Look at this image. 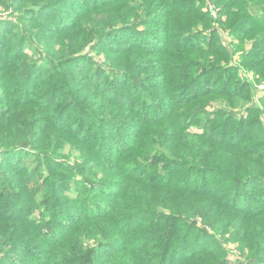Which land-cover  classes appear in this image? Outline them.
<instances>
[{"label": "trees", "instance_id": "obj_1", "mask_svg": "<svg viewBox=\"0 0 264 264\" xmlns=\"http://www.w3.org/2000/svg\"><path fill=\"white\" fill-rule=\"evenodd\" d=\"M63 1L0 0V17L9 9L34 13ZM249 1L264 3L237 0L238 5L233 3L236 11L223 9L220 15H232L236 29L252 23L248 32L263 31L260 16L264 10L258 17L251 18L248 11L242 15L239 7ZM122 2L127 9L118 12ZM129 3L94 0L90 5L83 4V14L69 27L59 30L44 19L34 22L49 32L53 29L56 57L46 60L44 74L32 59H26L28 62H22L19 75L10 77L11 81L20 79L22 89L29 90V94L12 104L6 113L10 117L24 114L26 122L21 118L23 125L19 129L8 127L0 134V153L27 149L38 170L16 164L14 168L21 173L19 178H13L8 173L11 165L0 167V197L9 198L11 203L27 198L29 191L40 188V184L31 183L41 181L50 189L42 203L54 209L55 216L67 214L69 218L67 230L60 234L54 231L56 219L45 222L35 235L37 240L25 235L35 232L34 222L16 221L17 217L9 218L13 222L3 221L0 264H21L20 260L27 264L44 244L48 246L44 264H264V138L259 137L264 134L262 125L255 129L251 123L240 124L227 139L224 130L215 135L206 130L193 131L190 123L202 111L190 102L198 96H193L192 101L181 98L187 90L194 89L204 74L220 70L219 65L207 64L205 56L202 60L195 56L204 50L214 52L210 49L212 43L204 48L201 42L209 39L205 31L211 27L210 17L199 13L189 0H154V7L162 6L168 19L172 15L194 16L192 26L177 27L181 37L174 47L182 50L180 55L172 51L174 43L167 41L165 27L161 32L166 37L162 41L164 51L159 57L152 55L148 41L133 40L119 49L112 43L120 59L109 63L111 77L104 69L83 72L75 65L83 48L115 38L127 20L136 19L134 29L149 20V6L139 1ZM14 27L13 24L9 29L10 34ZM27 30H19L21 45L14 57H0L15 68V61L27 55L23 47L29 48L32 43L29 33L40 37L36 28ZM69 32L73 33L70 39ZM252 39L256 47L249 55L258 49L264 56V50L259 48L264 35ZM38 50V46L34 48L35 52ZM188 51L194 57L190 58ZM221 51L228 56L227 47ZM175 68L192 72L187 85L176 83L179 77L170 72ZM140 70L145 77L137 75ZM37 73L40 79L34 83ZM151 79L157 83H149ZM169 81L172 88L166 92ZM217 83L215 78L208 88L218 84L225 87L229 80L222 78ZM156 86L160 88L156 93L150 91ZM232 91L241 96L237 86L224 88L218 94L228 95ZM169 99L174 100V109H167ZM33 105L37 107V116L29 118L31 115L26 112ZM72 108L86 110L89 123L82 127L80 119L78 125L64 122L63 115ZM39 116L36 121L34 118ZM44 125L52 127L37 136V129ZM66 143L78 153V163L70 166L60 159ZM94 166H100L102 181L92 178L97 174L91 171ZM73 169L80 173L73 179L75 186L79 184L74 195L69 193L70 184L56 174L62 170L68 174ZM94 187H99L100 195L93 194ZM62 198L77 206L64 204ZM102 198L106 200L100 201ZM4 203L0 200V205ZM90 240L92 243H88ZM231 243L237 247L233 261L229 260L231 251L227 247Z\"/></svg>", "mask_w": 264, "mask_h": 264}, {"label": "rangeland", "instance_id": "obj_2", "mask_svg": "<svg viewBox=\"0 0 264 264\" xmlns=\"http://www.w3.org/2000/svg\"><path fill=\"white\" fill-rule=\"evenodd\" d=\"M94 0H64L63 2H59L58 5L52 6L47 9L36 10V12L23 11L22 9L12 12L10 9L7 12H3L0 17L3 19L0 22V57H14L17 49L20 47L19 33L22 31L19 30H27V28L34 27L40 33V37L34 35V33H29L30 41L32 42L29 45V48L26 46L23 47L25 57L21 58L18 61H15L17 67L10 66L6 62V59H0V134L7 130L8 127L19 129L23 122L21 118H25L24 114L20 116H8L7 109L11 107L15 102H20L27 94H29V90H23L22 83L20 79L18 80H9L11 76L14 74L19 75V68L22 67V62H28L26 59H32V63L41 69L42 74H44L43 70L46 66V60L52 59L56 57L55 51L57 49V45L53 44V40L55 39V33L53 29L67 28L69 27L76 19L77 16L82 15L84 12V5H90ZM106 3H112L114 0H103ZM123 1H139L142 4L149 6V20L140 24L136 29L132 28L133 25L137 24L136 19L133 21L127 20L123 25V27L119 28L116 33L115 38L109 39L107 42H103L95 45L94 47L83 48L78 55H80V59H78L75 63L77 68L82 70L83 72H89L91 70L102 71L103 69L106 71L108 77H111L110 73V62L113 60H118L120 57L117 54L114 48L112 47V43L114 47L122 48L127 47V43H132L133 40H136L138 43L148 41L149 46L152 51V55L157 56L160 55L163 50L162 41L166 38L163 34H161L162 29L167 27V41L174 43L172 46V51H175L176 56L182 53L179 47H174L177 45L178 39L181 37L180 29L177 27H189L194 23V16L189 14L188 16L176 17L175 15L170 16L168 19V13L164 10L162 6L154 7V0H123ZM190 5L192 7L197 8L199 13L202 15L210 17L211 27L205 31V35L209 37L208 40L201 41L204 45V48L208 43H212L210 49L212 51H200L197 52L195 56H200L199 60H202L203 56L207 59V64L212 63L215 65H219L220 70L217 72L209 71L204 74L201 79H199L194 84V89L187 90L185 94H183V98H189L192 101V97L198 96L196 99H193V103L190 102L192 106H195L202 111L197 119L194 122L190 123V130L202 132L203 130L207 132H213L215 135L217 132L224 130L225 139L229 138V136L234 133L236 128L240 124L251 123L255 129H258V126L262 125V130L264 131V56L260 54L258 49L252 50V55H249L252 48L254 46V38L252 37H261L264 35L263 31H249L251 24H245L241 29H236L233 27V24H236V20L230 16H221L220 12L225 9H231L233 12L236 11V8L233 7V3H236L237 0H189ZM229 2L228 5H225V2ZM129 3V5H130ZM153 3V5H152ZM122 7L118 9V12H124L127 9L125 2H122ZM236 5H238L236 3ZM242 15L245 14L246 11L249 12L250 17H258L264 9V3L262 2H251L249 1L246 6H241ZM140 16L142 15L139 12ZM80 18V17H79ZM83 18V17H81ZM36 19H44L47 22L54 23L52 25L53 29H50V32L45 29V27L41 24L34 23ZM188 19V23L185 22ZM169 20H173L171 22ZM260 20L264 24V13L260 16ZM42 21V20H41ZM136 22V23H134ZM15 25L13 28V34L9 33V29L12 25ZM201 26L203 24H200ZM237 25V24H236ZM195 28L193 31H196ZM28 31V30H27ZM73 35L72 32H69V39ZM44 42L46 45H42L41 42ZM6 45V46H4ZM39 47L37 52L34 51L35 47ZM32 47V48H30ZM223 47L228 48V56L225 55L221 49ZM166 48V47H165ZM261 50H264V43L259 46ZM119 49V48H118ZM190 50V49H188ZM222 52V53H221ZM264 53V52H263ZM49 57H46L48 56ZM188 55L190 58L194 57L193 52L188 51ZM118 57L117 59H114ZM159 57V56H157ZM177 63V58H174ZM33 65V64H32ZM35 68V69H36ZM191 71V70H190ZM177 77L179 80H176L177 84H186L188 82L187 77H191L192 72H189L186 68H175L170 71ZM139 77H145V72L140 70L136 72ZM39 73L36 74V77H33V82H37L38 78L40 79ZM217 78V82L219 83L222 78H226L229 80V83L224 87L221 84L216 85L212 89H209V82L213 81ZM120 79V78H118ZM146 81V80H145ZM149 83H157L154 82L153 79L148 80ZM159 81V80H158ZM172 82H168L167 86L164 90L169 91L172 86ZM175 83V82H174ZM127 86V84H124ZM176 85V84H175ZM187 85V84H186ZM234 86L239 87L241 91V96L234 95L233 91L228 95L218 94L222 89H233ZM159 86L155 88H151L150 91H155V93L159 90ZM204 89V90H203ZM145 91V89H144ZM190 91V92H189ZM204 94L203 96H201ZM162 101H165L167 98H162ZM199 99V100H198ZM197 100V101H196ZM169 104L166 105L167 109H174L173 104L175 103L173 99H169ZM152 102V101H151ZM154 102V101H153ZM171 106V107H170ZM251 107H258L256 111H252ZM32 110L26 112V115L29 118L34 115L37 116V107H30ZM252 112H255V115H252ZM69 113V114H68ZM247 113L249 115H247ZM221 114V115H220ZM4 115H7L4 117ZM70 115V117H69ZM86 110L80 111L79 108H72L70 112H66L63 115L64 122H72L71 125H78V119H80L83 123L81 124L84 127L87 123H89V116ZM247 115V116H246ZM44 117V115H43ZM229 118L227 120L226 118ZM15 118V119H14ZM20 118V120H18ZM12 119V120H11ZM34 119L39 120L40 116ZM55 121V120H54ZM26 122V118H25ZM51 125H44L37 129V136L45 134L50 130ZM77 127V126H76ZM244 129V128H243ZM64 133V132H63ZM20 134V133H19ZM260 139L264 138V134H261ZM34 150V147H31ZM63 156L60 159L66 161V165L70 166L78 163L75 159L78 157V153L70 146V143H66L63 149ZM2 153V154H1ZM0 153V167H7V165H11L8 169V173L13 178H19L20 173L17 169H15L14 165H19L21 167H26L31 171L38 170V164L36 160L27 154V149L17 148L15 150H10L7 152ZM62 161V160H61ZM90 163V162H89ZM91 164V163H90ZM81 165V164H80ZM84 167H87L86 163H83ZM94 165V164H93ZM100 166H94L92 168V172L95 171L97 174L92 178L94 180L102 181L101 174H99ZM22 170V169H21ZM62 172H57L56 174L64 179L66 182L70 184L69 193L74 195L75 191L78 189L79 184L73 182L75 174L79 175L75 169L68 174H64ZM88 172V171H87ZM86 173V172H85ZM44 175V174H43ZM115 177H118L116 175ZM23 180V179H22ZM16 181H18L16 179ZM32 185H37L40 188L35 189L33 191H29L25 196L27 198H17L13 203L10 202L9 198L0 197V200L5 202L0 205V225L3 227V221L9 223V221H14L13 219H9L11 217H17L16 221H32L34 222L35 232H27L25 235L31 236L35 238V235L41 231L42 226L45 222L58 221L55 224L54 231L58 234L67 230V221L69 216L67 214H62L61 217L54 215V209L49 208L48 205L42 203L43 199L50 195V189L47 186L41 183V181L32 182ZM95 192L94 195H100L101 190L99 187H94ZM48 192L46 193L45 190ZM80 196V195H79ZM54 199L56 196H52ZM102 197V196H101ZM11 198V197H10ZM19 199V200H18ZM90 200L92 198H89ZM106 200L105 198L100 199V201ZM19 204L16 205V203ZM67 198H62V202L64 204L69 203L71 207L77 206V204L69 202ZM97 203H94V206ZM95 209V208H94ZM69 210H71L69 208ZM95 210H93V213ZM90 213V212H89ZM70 220V219H69ZM28 227H33L30 225ZM1 234V233H0ZM3 236V235H1ZM51 238V233L48 234V239ZM36 239V238H35ZM37 240V239H36ZM88 243H92V240L88 241ZM228 249L231 251V256L229 260H235L237 254V247L233 243L227 245ZM48 254V246L44 244L43 247L37 250V255L35 258H30L27 260V264H44L46 260V255ZM23 259V258H21ZM21 264H26L23 260H20Z\"/></svg>", "mask_w": 264, "mask_h": 264}]
</instances>
